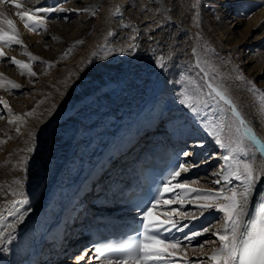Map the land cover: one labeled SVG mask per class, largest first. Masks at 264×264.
Here are the masks:
<instances>
[{"label":"bare ground","instance_id":"6f19581e","mask_svg":"<svg viewBox=\"0 0 264 264\" xmlns=\"http://www.w3.org/2000/svg\"><path fill=\"white\" fill-rule=\"evenodd\" d=\"M24 1L29 6L16 8L11 0L0 3V11L15 22L23 42L0 43L4 53L0 56V217L15 198L28 196L31 190L35 197L0 225H15L4 228L6 236L11 232L14 239L0 244V264H36L39 249L40 258L55 264L49 237L43 234L52 220L60 218L69 194H76L75 186L110 155L114 143L133 135L149 115L166 114L168 109H172L171 119L165 120L172 122V134L186 137V151H194L189 157L183 155V163L195 166L182 173L179 182L203 190L224 189L226 194L230 189L243 191L242 178L224 179L222 157L228 153L204 126L205 114L217 123L224 117L222 140L235 137L229 130L233 118L228 106L207 96V82L226 91L245 121L264 138L259 94L238 79L242 74L264 93V0ZM39 7L67 11L49 13L54 19H45V28L30 31L16 13ZM92 11L97 14L91 16ZM28 51L44 62L27 55ZM19 54L34 76L13 63L11 58L18 60ZM161 57L163 69L157 66ZM8 81L20 87L13 89ZM197 85L207 100L199 114L182 103L180 95L186 90L196 95ZM195 143L203 147L193 149ZM248 151V156L240 153L239 158L256 169L257 182L248 203V213H255L264 155L251 142ZM181 211L189 217L184 223L197 217L186 229L188 235L194 230L201 235L190 241L182 238L171 259L179 264H214L209 255L221 246L215 233L223 234V214L219 223L203 226L210 211L201 214L191 203ZM20 215L23 219L17 222ZM205 227L208 232H203ZM208 235L215 240L211 249L203 251L205 242L198 241ZM81 249L82 255L71 262L89 264L90 252ZM72 253V249L62 251L56 260L61 263Z\"/></svg>","mask_w":264,"mask_h":264},{"label":"snow or ice","instance_id":"6c2138e0","mask_svg":"<svg viewBox=\"0 0 264 264\" xmlns=\"http://www.w3.org/2000/svg\"><path fill=\"white\" fill-rule=\"evenodd\" d=\"M6 0H0L4 3ZM16 8L22 7L20 4L11 0ZM57 11H67L63 7H39L29 9L24 12H17L16 15L24 21L25 27L31 30L45 28V15L55 13ZM88 11V9H84ZM119 11V9H117ZM128 27V25H122ZM114 35V33H109ZM0 43L12 45H22V40L19 39V32L15 22L7 18L6 14L0 11ZM3 50L0 49V56H3ZM31 56V53H27ZM13 63L21 69H26L30 75H35L31 70V66L23 61L17 60L15 57L11 58ZM33 59H38L33 57ZM199 65V61L197 62ZM157 66L163 69L165 63L161 57L157 61ZM207 77L208 72H204ZM238 79L246 81L254 93L259 94L261 109L264 110V93H261L256 88L254 82L247 81L246 78L240 74ZM189 83H195L189 77H185ZM11 87L19 88L20 85L15 82L8 81ZM208 93L207 96L226 104L231 112L232 121L229 127L230 131H234L235 137H229L227 141L222 140V133L224 129V117L220 118L217 123L216 119L208 121L207 114L204 116V126L208 132L215 138V143L226 150L228 153L224 155V166L222 173L226 181L231 177L236 179L242 178L243 191L237 189L210 191L198 188H192L187 183L179 182L182 173L188 172L191 167L195 165L178 163L172 169L162 182L161 187L158 189L156 198L150 202V206H146L143 210L142 231L136 237H130L127 241L120 244L107 243L98 244L95 246V252L102 258H108L109 264H112L111 258L113 256L119 257L118 264H171V258L176 256V249L184 240H193L201 235V232H192L189 236L185 234L184 240L177 239L174 236L163 235L164 233L171 234L172 232H183L188 224L184 223L189 219L187 212L181 211V208L191 203L195 204L200 210L201 214L207 211L216 210L223 214L225 221L223 227V234L217 231L218 239L221 246L216 249L210 259L214 264H264V200H261L255 206V213H248L249 197L251 196L254 186L257 182L256 169L251 162H245L239 158V154L243 153L245 156L249 155L248 142L256 148L257 151L264 154V138L258 136L254 129L245 121L242 113L238 110L237 105L228 96L227 92L222 90L219 85L209 80L207 82ZM196 95H189L187 90L182 92L181 102L186 104L193 113H200V105L207 103L200 93V86L196 87ZM5 108H8L7 101H2ZM11 112V109H8ZM12 123V121H10ZM19 131V129H17ZM193 149L196 147H203L200 143H195L191 146ZM29 152L33 151L32 148L28 149ZM182 155L189 157L194 155L193 152H183ZM260 173L264 174V166L260 168ZM19 183V181H17ZM220 184V180L215 181ZM192 195L193 199L189 200ZM264 195V194H262ZM166 196L170 198L166 199ZM222 203H217L218 201ZM16 203L28 204L29 201L24 199ZM176 205V207H172ZM171 208L170 211L157 212L158 208ZM9 215H16L15 210L10 211ZM164 216L165 219H159L158 216ZM247 217V218H246ZM192 216L191 219H196ZM23 219V215L17 217V222ZM3 218L0 217V223ZM12 229L14 224H7L0 226V244L10 242L14 237L11 232L5 234L4 228ZM209 228L205 227L203 232H208ZM203 247V244H201Z\"/></svg>","mask_w":264,"mask_h":264},{"label":"rangeland","instance_id":"374dc122","mask_svg":"<svg viewBox=\"0 0 264 264\" xmlns=\"http://www.w3.org/2000/svg\"><path fill=\"white\" fill-rule=\"evenodd\" d=\"M70 0H67V1H65V2H69ZM46 8V7H45ZM48 8V7H47ZM97 11H92L91 13H93V14H91V16H95L97 13H96ZM45 19H47V20H50V19H54V18H52V15H50L49 13H48V16H46L45 17ZM225 19L226 18H223V20L225 21ZM28 53H31V57H36V58H38V56H37V54L36 53H34V52H31V51H28ZM22 54H19V56L17 57V58H20V59H18V60H20V61H23V62H25V58H23V57H20ZM1 60H3V59H1ZM41 64L44 62V60H40L39 58L37 59ZM39 62H36L35 64H37V63H39ZM247 63H249V62H247ZM137 78V77H136ZM21 93H22V91H17V93H15V94H17V95H21ZM168 111H172V109H168ZM169 114H171V112L169 113ZM161 115H164L165 117V119L168 117V115H165V113L164 114H161ZM168 120L170 119V118H167ZM173 119H174V117H173ZM197 163L200 165L201 163H202V160L200 159V160H198L197 161ZM217 163L216 162H212L210 165H212V166H214V165H216ZM221 214H219V216H220ZM217 221V222H216ZM221 221V218H218V219H216L215 220V222L213 223V224H211V226L212 225H214L215 223H219ZM197 222H199L198 220H197ZM203 226H207V225H204L203 224ZM189 232L190 231H192V229H189L188 230ZM213 240H215L214 238H213V235H208L207 236V238H206V241L204 240V249H202L203 251H208L209 249H211L212 248V243H214V241ZM203 241H201V243H202ZM200 243V242H199ZM77 249H78V247H77ZM73 250V253L72 254H69V256H66V257H63V259H64V261L62 262V260L63 259H60L61 260V264H77V262H79V261H77V262H74V263H72L71 261H76V257L78 256V254L79 255H82V252L84 251V249H79V250H76V251H74V249H72ZM54 259V258H53ZM67 259V260H66ZM78 260V259H77ZM82 260V259H81ZM54 261V263L56 262L57 264L59 263V261H58V259L57 260H53ZM66 261V262H65ZM55 263V264H56Z\"/></svg>","mask_w":264,"mask_h":264}]
</instances>
